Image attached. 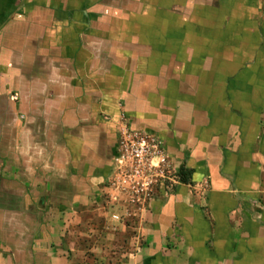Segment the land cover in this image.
I'll return each instance as SVG.
<instances>
[{
  "label": "crops",
  "instance_id": "1",
  "mask_svg": "<svg viewBox=\"0 0 264 264\" xmlns=\"http://www.w3.org/2000/svg\"><path fill=\"white\" fill-rule=\"evenodd\" d=\"M122 127L189 171L127 223ZM0 264H264V0H0Z\"/></svg>",
  "mask_w": 264,
  "mask_h": 264
},
{
  "label": "built area",
  "instance_id": "2",
  "mask_svg": "<svg viewBox=\"0 0 264 264\" xmlns=\"http://www.w3.org/2000/svg\"><path fill=\"white\" fill-rule=\"evenodd\" d=\"M114 152V167L104 194L110 208L121 210L111 214L114 222L139 220L158 194L166 195L180 183L178 170L161 141L149 132L122 127Z\"/></svg>",
  "mask_w": 264,
  "mask_h": 264
},
{
  "label": "trees",
  "instance_id": "3",
  "mask_svg": "<svg viewBox=\"0 0 264 264\" xmlns=\"http://www.w3.org/2000/svg\"><path fill=\"white\" fill-rule=\"evenodd\" d=\"M179 182L181 184H188L189 182V171L179 168L178 170Z\"/></svg>",
  "mask_w": 264,
  "mask_h": 264
}]
</instances>
